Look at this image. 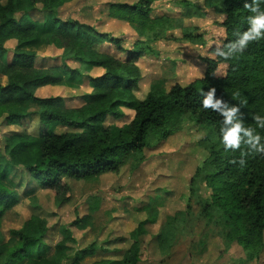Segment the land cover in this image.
I'll list each match as a JSON object with an SVG mask.
<instances>
[{"label": "trees", "instance_id": "trees-1", "mask_svg": "<svg viewBox=\"0 0 264 264\" xmlns=\"http://www.w3.org/2000/svg\"><path fill=\"white\" fill-rule=\"evenodd\" d=\"M65 1L0 0V79L5 78V82L0 80V118L6 124H26L25 132L4 137L0 149V264H86L100 248L120 254L102 256L92 264H139L146 251L143 237L149 233L147 226L158 218L155 207H149L148 217L130 231L131 243L126 249L111 250L94 241L72 254L67 252V242L75 239L66 226L62 228L64 238L49 254L45 217L32 213L21 227L9 231L8 238L3 220L23 198H29L30 208L37 210L38 189L54 194L53 200L60 205L68 201L66 191L71 188L67 180H89L119 173L127 164L140 165L146 149L179 132L186 122L204 132L197 144L208 154L190 180L185 216L169 218L154 238L162 251H169L176 224L180 220L187 227L195 200L200 205L199 218L217 224L226 245L237 241L252 258L263 246L264 156L248 154L241 166L240 151L225 150L217 138L222 117L201 104V90L214 87L216 96L229 103L243 101L241 111L247 126H256L254 115H264V39L250 43L242 54L228 60L214 54L218 46L247 29L250 13L244 0H214L224 15L220 23L224 35L220 44L211 47L213 56L203 58L202 77L169 88H150L143 98L136 94L141 80L137 61L156 55L152 46L143 40L127 45L122 37L78 20L56 18L54 25L42 29L33 21L31 12L55 11ZM157 1L114 3L111 16L141 23ZM260 7L264 9V3ZM151 23L152 28L164 26L161 21ZM37 39L42 43L37 51L23 50ZM50 46L62 51L63 62L46 65L37 60L38 52ZM221 64L227 69L217 75ZM96 69H102L101 73L93 74ZM86 79L90 90L80 94L79 106H68L62 92L52 96L38 92L45 86H56L51 87V94L61 88L80 89ZM236 91L239 96L232 95ZM30 104L36 108L26 110ZM123 108L135 111L129 123H106L109 117H121ZM56 124L77 130L57 133L52 129ZM258 131L264 136V130ZM34 138L41 140L39 160L19 166L16 160L28 152ZM200 179L205 180L206 197L196 185ZM79 222L76 219L72 224Z\"/></svg>", "mask_w": 264, "mask_h": 264}, {"label": "rangeland", "instance_id": "rangeland-1", "mask_svg": "<svg viewBox=\"0 0 264 264\" xmlns=\"http://www.w3.org/2000/svg\"><path fill=\"white\" fill-rule=\"evenodd\" d=\"M137 0H66L56 5L55 11H33V21L42 29L54 25L56 18L62 21L78 20L96 26L100 31L122 37L127 45L143 40L152 46L156 55L140 58L137 64L141 68V80L136 91L143 98L150 88H169L172 84L188 83L205 72L203 58L213 56L211 47L220 44L224 29L220 23L224 18L214 0H158L148 17L140 22L116 20L111 16L112 4H132ZM22 13L18 14V17ZM152 21H161L164 26L151 27ZM39 39L23 50L35 52ZM62 51L55 47H46L38 52V61L60 64ZM83 71H88L86 66ZM227 65L221 64L217 75L225 73ZM96 69L93 74L101 73ZM5 82V78L0 79ZM53 89L56 86H51ZM58 90V89H57ZM87 79L80 89L61 88L55 94L48 90V96L64 94L68 106L82 104L80 94L89 91ZM35 105L25 106L26 110L35 109ZM121 117H109L106 123L123 125L129 123L135 111L123 108ZM26 124H6L0 118V149L4 137L13 133L25 132ZM54 132L77 130L71 126L56 124ZM204 135L196 126L185 123L176 134L158 143L154 148L144 151V161L136 166L127 164L119 173H107L89 180H67L71 188L66 191L68 201L56 204L54 194L37 191L39 208H30L29 198L21 202L4 218L3 231L9 237V231L21 227L32 213H39L48 221V253L54 252L57 242L64 238L62 228L71 230L75 241H69V254L77 248H84L94 241L109 249H126L131 240L130 231L148 217L149 207L158 210L157 221L149 224L144 239L146 251L139 264H264V231L262 248L252 258L243 245L233 241L229 245L218 234L219 226L204 218H199L200 205L194 200L193 210L187 215V227L179 220L172 237L173 246L162 251L154 238L172 217L183 218L187 211L189 183L207 156L208 151L197 144ZM41 140L34 138L27 153L17 160L19 166L39 160ZM202 196L206 197L205 180L196 184ZM167 189L169 194L164 190ZM80 219L78 225L72 224ZM119 252L105 253L100 248L95 257L86 260L92 264L102 256H118Z\"/></svg>", "mask_w": 264, "mask_h": 264}, {"label": "clouds", "instance_id": "clouds-1", "mask_svg": "<svg viewBox=\"0 0 264 264\" xmlns=\"http://www.w3.org/2000/svg\"><path fill=\"white\" fill-rule=\"evenodd\" d=\"M261 3H264V0H244V8L250 13L246 18L248 27L237 33L235 39L228 44L218 46L214 53L216 56L224 60L231 59L242 54L250 43L264 39V9H261ZM201 95L202 107L211 109L222 117L217 133L219 143L225 150L240 151L238 163L241 166L245 164V156L248 154L264 156V136L258 131L264 130V115H254L256 126H247L241 111L243 101L237 104L229 103L216 96L214 87L209 88L207 92L202 89ZM232 95L239 96L240 93L236 91Z\"/></svg>", "mask_w": 264, "mask_h": 264}, {"label": "crops", "instance_id": "crops-1", "mask_svg": "<svg viewBox=\"0 0 264 264\" xmlns=\"http://www.w3.org/2000/svg\"><path fill=\"white\" fill-rule=\"evenodd\" d=\"M41 41L39 40V42H38V45H37V47L35 48V51H37L38 50V47L39 46H41ZM30 45H32V44H30ZM29 46V45H28ZM52 88L50 87V86H45V87H42V88H40L39 90H38V92L39 93H41L42 95H44L48 90H51ZM32 110H34V109H32ZM1 119H3V117L1 118ZM3 121V120H2ZM10 125H12V124H10Z\"/></svg>", "mask_w": 264, "mask_h": 264}]
</instances>
